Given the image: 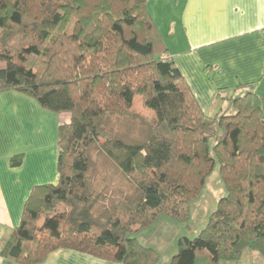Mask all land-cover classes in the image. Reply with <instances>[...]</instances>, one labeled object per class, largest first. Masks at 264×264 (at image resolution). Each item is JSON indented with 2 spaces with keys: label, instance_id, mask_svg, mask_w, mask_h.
I'll use <instances>...</instances> for the list:
<instances>
[{
  "label": "trees",
  "instance_id": "1",
  "mask_svg": "<svg viewBox=\"0 0 264 264\" xmlns=\"http://www.w3.org/2000/svg\"><path fill=\"white\" fill-rule=\"evenodd\" d=\"M150 0H0V92L69 113L59 179L36 185L1 254L43 262L60 248L157 264L134 236L159 214L185 221L216 163L226 188L170 264L264 261V106L252 84L209 115L171 58ZM154 115L133 109L135 96ZM21 156L11 159L20 164Z\"/></svg>",
  "mask_w": 264,
  "mask_h": 264
},
{
  "label": "crops",
  "instance_id": "2",
  "mask_svg": "<svg viewBox=\"0 0 264 264\" xmlns=\"http://www.w3.org/2000/svg\"><path fill=\"white\" fill-rule=\"evenodd\" d=\"M149 8L166 55L207 114L225 110L244 84L253 85L264 106V0H150ZM69 120V113L45 109L28 94L0 92V264H20L1 251L32 188L58 181V126ZM18 155L20 164L12 165ZM251 255L240 264H264ZM36 264L120 263L60 248Z\"/></svg>",
  "mask_w": 264,
  "mask_h": 264
},
{
  "label": "rangeland",
  "instance_id": "3",
  "mask_svg": "<svg viewBox=\"0 0 264 264\" xmlns=\"http://www.w3.org/2000/svg\"><path fill=\"white\" fill-rule=\"evenodd\" d=\"M133 109L140 115L150 118L154 111L145 107L142 96H135ZM226 195V188L221 178L220 164L216 163L209 174L205 187L200 196L190 203L188 218L183 221L167 214H159L154 222L136 232L142 244L153 248L158 256L157 264H170L173 256L178 252V240L181 236L194 238L207 225L220 198ZM252 250L245 249L241 258L234 263H245L252 256ZM223 263L225 261H222Z\"/></svg>",
  "mask_w": 264,
  "mask_h": 264
},
{
  "label": "built area",
  "instance_id": "4",
  "mask_svg": "<svg viewBox=\"0 0 264 264\" xmlns=\"http://www.w3.org/2000/svg\"><path fill=\"white\" fill-rule=\"evenodd\" d=\"M164 57H165V58H169V56H168V55H164Z\"/></svg>",
  "mask_w": 264,
  "mask_h": 264
}]
</instances>
